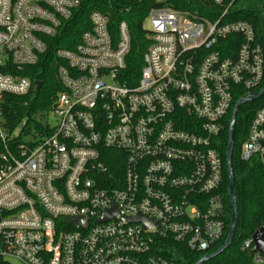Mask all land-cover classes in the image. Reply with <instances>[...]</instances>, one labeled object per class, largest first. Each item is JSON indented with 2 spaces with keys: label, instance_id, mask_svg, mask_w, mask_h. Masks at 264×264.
<instances>
[{
  "label": "built area",
  "instance_id": "obj_1",
  "mask_svg": "<svg viewBox=\"0 0 264 264\" xmlns=\"http://www.w3.org/2000/svg\"><path fill=\"white\" fill-rule=\"evenodd\" d=\"M82 1L0 0V264H172L153 252L158 239L207 253L225 227L213 143L234 98L260 89L264 48L231 1L201 0L204 15L151 8L130 84L127 23L112 37L107 15L92 10L74 48L54 50L50 132L22 137L6 124L4 95L34 91L24 69ZM253 157H264V104L240 148L241 160ZM242 248L264 263L251 237Z\"/></svg>",
  "mask_w": 264,
  "mask_h": 264
},
{
  "label": "trees",
  "instance_id": "obj_2",
  "mask_svg": "<svg viewBox=\"0 0 264 264\" xmlns=\"http://www.w3.org/2000/svg\"><path fill=\"white\" fill-rule=\"evenodd\" d=\"M232 2L233 18L242 19L250 23L256 33L257 40L264 48V0H227ZM209 1L201 0H84L72 12L69 19L63 21L57 36L45 39L47 48L39 61L24 69L32 81L40 80L38 93L30 91L24 96L13 94L4 95L1 108L9 130L13 131L24 121L20 133H49L35 118L38 110L46 111L50 103V94L59 88L56 78V68L62 63L54 56L56 48L72 49L79 41V36L90 27L89 14L92 10H99L108 17V28L112 37H116L117 26L125 20L130 33V49L125 57L124 79L134 84L142 67V55L149 45L142 23L151 8L171 7L181 10L197 11L206 14ZM264 85V76L262 84ZM240 96H236L234 101ZM264 104L263 95L255 100L241 105L236 114L232 169L236 190L237 224L231 244L219 255L202 264H257L251 251L243 249V242L264 225V165L259 157L248 161L240 159V148L246 139L247 130L254 112ZM230 112L224 118L223 129L214 140L213 147L220 153L222 160V182L219 191L224 204V233L220 241L211 247V252L220 247L226 238L230 220V203L228 198V178L225 164V150L228 142V124ZM153 252L172 261V264H193L204 253L191 251L184 245L172 239H158ZM264 264V263H263Z\"/></svg>",
  "mask_w": 264,
  "mask_h": 264
},
{
  "label": "water",
  "instance_id": "obj_3",
  "mask_svg": "<svg viewBox=\"0 0 264 264\" xmlns=\"http://www.w3.org/2000/svg\"><path fill=\"white\" fill-rule=\"evenodd\" d=\"M41 87V81L36 80L33 82V90L38 93ZM264 93V85L259 90L255 92H251L249 94H246L239 99H237L233 105L229 124H228V142L226 145L225 150V164H226V170H227V178H228V198L230 203V220L228 225V231L226 238L224 240V243L218 247L217 249L204 253L197 261H195L193 264H202L209 259L214 258L215 256L219 255L221 252H223L232 242L234 237V232L236 229L237 224V205H236V190H235V183H234V174L232 169V150H233V140H234V130H235V121H236V114L241 105H243L246 102L255 100L260 98ZM264 162V157L263 161ZM115 213V209H112L108 211V213L102 218L106 219L108 216H112ZM139 217L133 218V220H137ZM71 222L78 221V219L75 218H69ZM82 220V219H81ZM146 221L145 219H143ZM251 240L253 243V252H259L261 254H264V225H262L259 229H257L251 236Z\"/></svg>",
  "mask_w": 264,
  "mask_h": 264
},
{
  "label": "rangeland",
  "instance_id": "obj_4",
  "mask_svg": "<svg viewBox=\"0 0 264 264\" xmlns=\"http://www.w3.org/2000/svg\"><path fill=\"white\" fill-rule=\"evenodd\" d=\"M142 26H143V28L145 29V30H149L150 29V20H149V17H146V19L143 21V23H142ZM43 114H45V111H42V110H38L37 112H36V114H35V118L37 119V120H39L40 122H44V118H43ZM45 118H46V121H47V123H48V125L50 126V127H53V126H55L56 125V118L54 117V116H49V117H47L46 115H45ZM20 131V126L17 128V132H19ZM24 133L21 135L22 137H24ZM26 137H28L29 138V136H26ZM10 262H11V264H22V263H20V262H18V261H16V260H14V259H10Z\"/></svg>",
  "mask_w": 264,
  "mask_h": 264
}]
</instances>
